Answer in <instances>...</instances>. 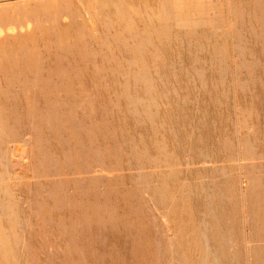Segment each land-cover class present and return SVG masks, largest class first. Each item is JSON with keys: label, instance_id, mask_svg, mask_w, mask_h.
Instances as JSON below:
<instances>
[{"label": "rangeland", "instance_id": "obj_1", "mask_svg": "<svg viewBox=\"0 0 264 264\" xmlns=\"http://www.w3.org/2000/svg\"><path fill=\"white\" fill-rule=\"evenodd\" d=\"M0 264H264V0H0Z\"/></svg>", "mask_w": 264, "mask_h": 264}, {"label": "bare ground", "instance_id": "obj_2", "mask_svg": "<svg viewBox=\"0 0 264 264\" xmlns=\"http://www.w3.org/2000/svg\"><path fill=\"white\" fill-rule=\"evenodd\" d=\"M29 146H30V145H29ZM27 151H28V150H27ZM27 151H26V152H27ZM18 162H19V161H18ZM26 165H27V164H26ZM23 167L25 168V171H26V169H27V171H29V167L24 166V165H23ZM29 172H30V171H29Z\"/></svg>", "mask_w": 264, "mask_h": 264}]
</instances>
